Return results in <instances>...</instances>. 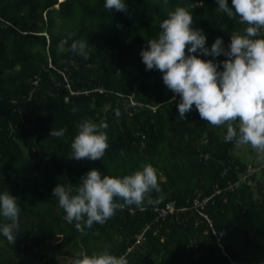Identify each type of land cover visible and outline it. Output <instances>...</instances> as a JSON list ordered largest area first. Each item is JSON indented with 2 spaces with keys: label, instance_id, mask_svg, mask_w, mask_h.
Wrapping results in <instances>:
<instances>
[{
  "label": "trees",
  "instance_id": "16d2710c",
  "mask_svg": "<svg viewBox=\"0 0 264 264\" xmlns=\"http://www.w3.org/2000/svg\"><path fill=\"white\" fill-rule=\"evenodd\" d=\"M127 4L110 10L104 0H0V191L10 190L21 205L15 242L0 233V264H73L80 250L105 249L127 253L130 264H264V182L252 177L226 189L247 167L232 154L235 142L218 134L195 107L181 117L178 95L141 56L167 10L178 4L193 11V26L206 31L209 46L218 36L228 43L246 25L220 10L217 0ZM70 32L75 35L69 45L87 39L90 56L58 51ZM118 93L135 94L142 105L127 108ZM84 119L108 121L104 157L71 156ZM53 127L66 132L51 136ZM145 162L159 171L164 196L158 204L141 208L121 200L105 223L88 227L82 221L83 231L65 219L53 192L58 183L75 188L91 168L124 175ZM217 188L221 192L205 211L224 231L220 241L197 214L184 215L180 224L155 222L156 207L170 201L190 205L198 192L210 196ZM148 225L145 241L135 245Z\"/></svg>",
  "mask_w": 264,
  "mask_h": 264
},
{
  "label": "clouds",
  "instance_id": "9594fccd",
  "mask_svg": "<svg viewBox=\"0 0 264 264\" xmlns=\"http://www.w3.org/2000/svg\"><path fill=\"white\" fill-rule=\"evenodd\" d=\"M164 3L167 4V0ZM217 3L229 17L238 18L246 25L242 31H233L228 43L223 36H218L209 46L206 31L193 26V11L178 4L167 10L158 35L148 39L149 46L141 49V56L147 69L162 71L165 84L178 95L181 117L186 118L195 107L211 125L227 124L226 140L250 144L264 152V0H231V6L229 0H217ZM104 6L110 10H125L128 4L127 0H104ZM74 35L70 32L61 39L58 51L70 48L85 58L90 56L87 39H73L69 45V39ZM221 54L227 58L217 59ZM206 56L210 58L206 59ZM79 93L74 91V95ZM177 95L170 102L176 100ZM135 100L138 102L136 95ZM116 115H120L119 108ZM78 128L71 143V156L77 159L104 157L110 147L109 133L105 130L108 121L84 119ZM65 132L64 127H53L51 136L60 137ZM246 164L259 166L262 163ZM245 170L238 181L228 184L238 186L252 178L243 180ZM253 177L263 185L264 173ZM153 190L160 196L154 197ZM53 192L65 210V219L76 221V227L81 231L84 230L82 221L88 227L95 222L105 223L117 208L123 206L121 200L143 208L146 204H158L164 196L159 171L151 162L124 175H111L100 168H91L77 187L58 183ZM20 214L19 197L10 190L0 191V216L6 218V222H0V233L9 241L15 242L20 232ZM73 264H130V260L127 253L116 254L107 249L92 253L80 250L75 254Z\"/></svg>",
  "mask_w": 264,
  "mask_h": 264
},
{
  "label": "built area",
  "instance_id": "2783aa9c",
  "mask_svg": "<svg viewBox=\"0 0 264 264\" xmlns=\"http://www.w3.org/2000/svg\"><path fill=\"white\" fill-rule=\"evenodd\" d=\"M100 91H102L100 89ZM74 94V92H72ZM120 97L124 99L125 102V107L127 108H134L136 109L137 107L141 106L142 103L137 102L135 100V95H121L118 94ZM264 173V163H262L259 166H253V165H248L246 167L245 173L243 180L255 176L257 173ZM237 184H230L226 189L227 190H233L235 189ZM218 187V186H217ZM221 192V189L217 188L214 194L210 196H203L201 193H198L194 199H192V203L190 205H183V206H178L176 201H170L167 202L164 206L156 207L155 208V213H156V218L155 222L161 225L162 222H177L180 224L184 218L183 216H188V215H198V220L200 222L202 221H207L211 228V233L217 238V241H220L221 236L224 234V231L222 230H217L213 224L212 219L208 216L206 213V207L208 203L212 200L215 194H218ZM150 228V225L145 227V229L137 235V240L135 242V245L142 244L145 241V233L146 231ZM134 245V246H135ZM134 246H131L128 248V252H130Z\"/></svg>",
  "mask_w": 264,
  "mask_h": 264
},
{
  "label": "crops",
  "instance_id": "0c3cea01",
  "mask_svg": "<svg viewBox=\"0 0 264 264\" xmlns=\"http://www.w3.org/2000/svg\"><path fill=\"white\" fill-rule=\"evenodd\" d=\"M213 126V128L216 129L217 133L222 135V137H225L226 131H227V124L224 125H211ZM245 148L247 147L248 144H244ZM238 144L235 143V149L237 148ZM250 151L248 152L250 154L251 160L245 163H252V164H260L264 162V152H261L260 150H257L256 148H254L252 145H250ZM242 153L239 152L237 153V155H241ZM245 156V155H244ZM237 158L240 159V157L236 156ZM242 160V159H240Z\"/></svg>",
  "mask_w": 264,
  "mask_h": 264
},
{
  "label": "rangeland",
  "instance_id": "374dc122",
  "mask_svg": "<svg viewBox=\"0 0 264 264\" xmlns=\"http://www.w3.org/2000/svg\"><path fill=\"white\" fill-rule=\"evenodd\" d=\"M59 1H63V0H59ZM258 150V149H257ZM250 151V146L249 144L247 145V147L245 148L244 144H238L237 148L234 150V152L232 153L233 156H238L240 157V159H242V161L244 162H248L251 160L252 157L248 158L250 156V154L248 153ZM241 152V155H237V153ZM245 155V156H244ZM164 179V178H163ZM64 261L66 263L70 262V258H65Z\"/></svg>",
  "mask_w": 264,
  "mask_h": 264
}]
</instances>
